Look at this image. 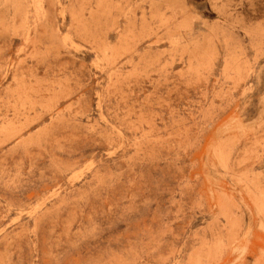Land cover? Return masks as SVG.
I'll return each mask as SVG.
<instances>
[{
	"label": "rangeland",
	"instance_id": "obj_1",
	"mask_svg": "<svg viewBox=\"0 0 264 264\" xmlns=\"http://www.w3.org/2000/svg\"><path fill=\"white\" fill-rule=\"evenodd\" d=\"M0 264H264V0H0Z\"/></svg>",
	"mask_w": 264,
	"mask_h": 264
}]
</instances>
